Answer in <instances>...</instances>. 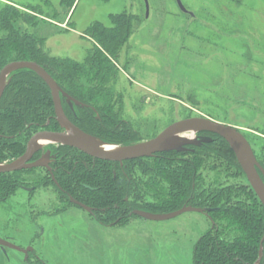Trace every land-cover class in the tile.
<instances>
[{
  "label": "rangeland",
  "instance_id": "obj_1",
  "mask_svg": "<svg viewBox=\"0 0 264 264\" xmlns=\"http://www.w3.org/2000/svg\"><path fill=\"white\" fill-rule=\"evenodd\" d=\"M148 1L149 14L145 0H77L65 24L61 12L58 21L41 15L36 28L25 26L46 37L51 55L82 61L93 47L84 34L88 26H111L112 15H133L132 34L120 47L110 83L121 116L150 138L189 117L231 124L264 165V0H182L194 15L176 0ZM8 2L40 6L49 16L61 9V0H0V10ZM201 158L205 186L219 180L248 184L221 158ZM17 193L0 205V237L33 246L48 264H193L195 244L211 226L198 211L167 220L133 216L122 226H102L78 207L50 216L40 212L44 200L29 205L27 193ZM5 257V264H27L17 249L8 248Z\"/></svg>",
  "mask_w": 264,
  "mask_h": 264
},
{
  "label": "trees",
  "instance_id": "obj_2",
  "mask_svg": "<svg viewBox=\"0 0 264 264\" xmlns=\"http://www.w3.org/2000/svg\"><path fill=\"white\" fill-rule=\"evenodd\" d=\"M76 1L61 0V9H55L51 16L44 15L40 6L21 8L6 3L0 10V72L12 61H36L67 93L85 104L69 106L67 99L62 98L69 116L81 129L105 142L124 146L150 139L121 116L120 100L116 99L119 95H115L110 84L117 74L115 59L120 47L132 34L133 15H112L111 26L101 21L88 26L84 34L91 38L93 47L82 61L51 55L45 49L46 37L25 26L36 28L41 15L58 21L66 14L65 20L59 21L65 24ZM62 128L51 89L44 79L30 68L11 73L0 100V163L20 156L35 132ZM201 133L211 140L191 145L186 151L127 160L123 166L118 161L89 157L91 165L85 167L83 160H76L74 175L58 177L59 183L66 194L91 206L99 220L107 224L129 220L134 210L165 213L186 204L211 208V226L195 244L193 264H255L261 244L264 248V206L249 181L244 184L219 180L205 186L201 157L221 158L246 174L223 137ZM60 148L71 149L67 145ZM76 151L82 158L87 157ZM16 175H2L11 193L17 188ZM232 231L236 233L229 239ZM260 264H264V254Z\"/></svg>",
  "mask_w": 264,
  "mask_h": 264
},
{
  "label": "water",
  "instance_id": "obj_3",
  "mask_svg": "<svg viewBox=\"0 0 264 264\" xmlns=\"http://www.w3.org/2000/svg\"><path fill=\"white\" fill-rule=\"evenodd\" d=\"M145 1L147 13L149 14V1ZM176 1L183 12L194 15V13L185 6L182 0ZM21 68H30L36 71L48 84L53 95L56 117L64 130L61 132L43 131L37 133L29 141L25 155L16 161L0 164V173L39 166L41 164L40 162L32 164H26V162L30 159V154L38 149L40 142L43 139H51L52 141L73 146L94 158L124 162L136 158L152 157L160 152L186 151L191 145H199L205 141H210V137L200 136L199 133L211 132L220 135L230 144L249 183L264 206V167L258 160L250 141L238 127L208 117H189L173 122L158 135L136 144L124 146L117 143L105 142L84 131L69 119L63 107L62 97H66L70 104H72V101L77 104H80V102L67 93L46 68L36 61H12L2 68L0 72V100L7 87L11 73ZM106 145H114L115 148H107ZM81 206L86 210L91 211V208L86 205L81 204ZM211 210V208L186 204L171 212L154 213L150 211L136 210L134 213L137 216L151 220H167L189 211H198L208 214ZM0 247L5 254L7 253L8 248L17 249L26 255L29 251L33 250L32 247H28L27 249L22 248L2 237H0ZM263 254L264 248L263 244H261L260 257L255 264H260Z\"/></svg>",
  "mask_w": 264,
  "mask_h": 264
},
{
  "label": "flooded vegetation",
  "instance_id": "obj_4",
  "mask_svg": "<svg viewBox=\"0 0 264 264\" xmlns=\"http://www.w3.org/2000/svg\"><path fill=\"white\" fill-rule=\"evenodd\" d=\"M62 98H66V97H62ZM74 99L79 101L80 104H77L74 101H72L73 104H70L67 101V104L69 106H72V105L84 106L85 105L80 100H78L76 98H74ZM63 107H64V105H63ZM64 110H65V113L67 114V116L69 117V119L74 123V121L71 119L68 112L66 111L65 107H64ZM127 121H129V120H127ZM63 130H64V128L59 129V130H57V129H41V130L35 132L34 134H32L28 138V140L26 142L25 151L20 156H18L16 159H14L13 161L18 160L25 155L29 141L37 133L43 132V131L61 132ZM199 135L203 136L206 134L199 133ZM43 140H41L38 149H36L34 152H32L30 154V159L26 162V164H32L35 162H40L41 164L39 166L23 168V169L12 171V172L0 173V205H5L12 198L18 197L17 192L22 190V191L27 193V195L25 196V199L29 205L33 204L34 201H38V199H40L41 201L44 200L45 203H48V204H46V210H44V211L41 210L40 212H46L50 216H59L61 214L63 215V214L68 213L70 211V209H72V207H78V208H81L85 213L90 215V217L93 220H95L97 223H99L102 226H122L124 222H117L116 221L115 223L107 224V223H103L102 221H100L98 218L99 214L95 211V209H93L91 206H88L84 202L73 198L69 194H66L63 191V189L59 183L58 177L63 178L64 176H70V175L73 176L74 175L75 164L77 163L76 160H83L84 161L83 166L89 167L91 164L87 161V158L89 159V157H92V156H90L89 154H87V153H85V152H83V151H81V150H79L73 146H70V145H67V146H70L71 149L66 151V150H63L62 148H60L61 145H66V144H62V143H59L56 141H52L51 139H47V141H45V142H43ZM76 150L86 154L87 157L82 158L83 157L82 154L77 152ZM162 153H164V152L157 153L156 155L162 154ZM76 156L78 158H76ZM92 158L94 160L98 159V160L104 161V159L94 158V157H92ZM144 158H149V157H143L141 159H144ZM138 159L139 158L131 159V161L138 160ZM13 161H11V162H13ZM105 161H107V160H105ZM128 161H130V160H128ZM2 163H10V162L6 160L5 162H1L0 164H2ZM120 164H121L120 166H123V162H120ZM14 172L17 173V175L14 176V178L17 181V188L15 189V191L13 193H11L10 190L7 189V183L4 182L2 175L8 174V173H14ZM41 192L45 193V194H42L46 197L45 199L40 198ZM81 204H84L87 207L91 208V211L86 210L84 207L81 206ZM32 207H33L32 210L35 211L36 209H34V206H32ZM6 208L9 209V206H7ZM135 211L136 210L133 211V214H134V216H137L134 213ZM1 237L12 242V243H14V244H16L14 241L15 237L12 235L1 236ZM263 238H264V236H263ZM262 241L264 242L263 239H262ZM16 245H18V244H16ZM21 247L26 248V249L28 248V247H24L22 245H21ZM29 247L33 248V246H29ZM24 255H26V254L24 253ZM26 261H27V264H48L40 254H37V252L34 248L32 251H29V253L26 255Z\"/></svg>",
  "mask_w": 264,
  "mask_h": 264
},
{
  "label": "crops",
  "instance_id": "obj_5",
  "mask_svg": "<svg viewBox=\"0 0 264 264\" xmlns=\"http://www.w3.org/2000/svg\"><path fill=\"white\" fill-rule=\"evenodd\" d=\"M5 258H6L5 253L3 252V250L0 247V264H5V262H6Z\"/></svg>",
  "mask_w": 264,
  "mask_h": 264
},
{
  "label": "bare ground",
  "instance_id": "obj_6",
  "mask_svg": "<svg viewBox=\"0 0 264 264\" xmlns=\"http://www.w3.org/2000/svg\"><path fill=\"white\" fill-rule=\"evenodd\" d=\"M47 141V139H44L43 142ZM107 148H115L114 145H106Z\"/></svg>",
  "mask_w": 264,
  "mask_h": 264
}]
</instances>
